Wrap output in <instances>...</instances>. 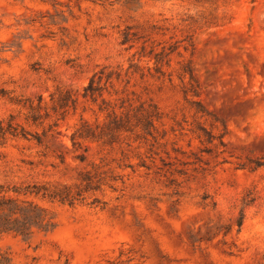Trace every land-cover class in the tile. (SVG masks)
Returning <instances> with one entry per match:
<instances>
[{"label":"rangeland","instance_id":"374dc122","mask_svg":"<svg viewBox=\"0 0 264 264\" xmlns=\"http://www.w3.org/2000/svg\"><path fill=\"white\" fill-rule=\"evenodd\" d=\"M95 74L112 104H154V128L74 147L105 114L58 90ZM9 123L28 136L0 134V186L46 221L0 233V264H264V0H0ZM34 187L70 202L13 192Z\"/></svg>","mask_w":264,"mask_h":264},{"label":"trees","instance_id":"16d2710c","mask_svg":"<svg viewBox=\"0 0 264 264\" xmlns=\"http://www.w3.org/2000/svg\"><path fill=\"white\" fill-rule=\"evenodd\" d=\"M96 78L97 74L83 87L82 92H74L71 89L58 90L61 93L59 108L75 107L80 97L85 104H98V99H100L101 104H98V109L100 113L105 114L103 122L96 121L92 123L83 117L80 118L79 124L76 125L70 136L74 147L83 142L113 145L121 136L133 133L140 125L147 129L148 133L154 128L155 118L159 119V113L154 104H148L147 106L143 103L138 106H133L132 104L125 105L124 100L121 101L120 105L112 104L103 97V89L99 85L100 81H97ZM40 108L41 102L37 106H29L30 116L26 118L28 123L38 125L41 117L38 115L37 109ZM7 133L13 136L20 135L25 138L28 136V133L24 129H21L20 133H16L11 123L8 124L7 128L0 127L1 135L4 136ZM34 138L38 144H42L41 137L36 136ZM8 192V189L0 186V233L13 232L28 238L32 235L34 227H44L46 216L43 209L32 202L19 203L17 200L9 197L7 195ZM13 192L18 195H34L61 202H70L69 187H64L61 190L37 189V187H34L33 190L26 189L23 191L24 193L18 190H14Z\"/></svg>","mask_w":264,"mask_h":264}]
</instances>
